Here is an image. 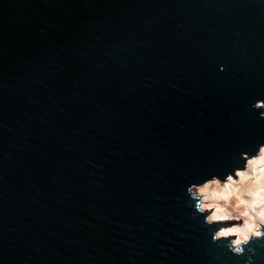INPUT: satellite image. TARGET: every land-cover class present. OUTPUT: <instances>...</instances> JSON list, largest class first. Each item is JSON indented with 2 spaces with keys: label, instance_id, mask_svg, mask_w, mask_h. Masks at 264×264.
Returning <instances> with one entry per match:
<instances>
[{
  "label": "water",
  "instance_id": "1",
  "mask_svg": "<svg viewBox=\"0 0 264 264\" xmlns=\"http://www.w3.org/2000/svg\"><path fill=\"white\" fill-rule=\"evenodd\" d=\"M257 101L264 0H0V264H264L186 196L264 144Z\"/></svg>",
  "mask_w": 264,
  "mask_h": 264
},
{
  "label": "clouds",
  "instance_id": "2",
  "mask_svg": "<svg viewBox=\"0 0 264 264\" xmlns=\"http://www.w3.org/2000/svg\"><path fill=\"white\" fill-rule=\"evenodd\" d=\"M254 109L264 120V101H257ZM186 196L192 218H203L201 226L210 230L212 243L235 256L244 255L245 249L254 254L250 243L264 241V144L254 154L241 153L223 179L211 175L191 184Z\"/></svg>",
  "mask_w": 264,
  "mask_h": 264
}]
</instances>
